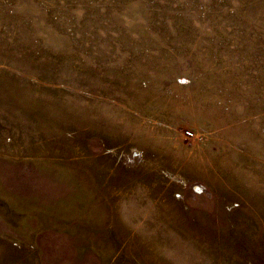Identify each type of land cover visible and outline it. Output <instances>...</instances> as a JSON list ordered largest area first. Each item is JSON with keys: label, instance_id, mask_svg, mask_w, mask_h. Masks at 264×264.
Wrapping results in <instances>:
<instances>
[{"label": "rangeland", "instance_id": "rangeland-1", "mask_svg": "<svg viewBox=\"0 0 264 264\" xmlns=\"http://www.w3.org/2000/svg\"><path fill=\"white\" fill-rule=\"evenodd\" d=\"M0 264H264V0H0Z\"/></svg>", "mask_w": 264, "mask_h": 264}, {"label": "built area", "instance_id": "built-area-1", "mask_svg": "<svg viewBox=\"0 0 264 264\" xmlns=\"http://www.w3.org/2000/svg\"><path fill=\"white\" fill-rule=\"evenodd\" d=\"M186 134H187V136H190V137L192 136V133H190V132H188Z\"/></svg>", "mask_w": 264, "mask_h": 264}]
</instances>
